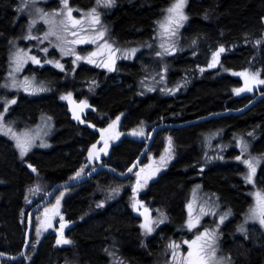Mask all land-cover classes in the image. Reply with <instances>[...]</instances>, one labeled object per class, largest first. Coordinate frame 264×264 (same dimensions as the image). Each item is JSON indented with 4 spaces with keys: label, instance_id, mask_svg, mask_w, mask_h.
<instances>
[{
    "label": "trees",
    "instance_id": "obj_1",
    "mask_svg": "<svg viewBox=\"0 0 264 264\" xmlns=\"http://www.w3.org/2000/svg\"><path fill=\"white\" fill-rule=\"evenodd\" d=\"M91 1L70 0V3L84 6ZM171 2L115 0L112 7L102 11V20L111 25L109 33L115 44L132 46L155 34L157 21L163 19L161 15ZM58 4L56 0L48 6ZM18 5L19 0H0V88L10 49L25 30L23 20L18 19ZM184 11L188 18L179 30L178 51L165 54L162 71L165 68L171 71L168 80L163 81L166 82L163 91L151 84L142 85L144 76L153 73L152 57L143 53L130 62L119 61L112 71L81 63L66 67L70 72L78 67L72 74L53 65L36 70L45 74L51 92L34 97L22 94L12 114L29 123L49 114L54 118L56 132L51 149H36L26 159L19 156L10 140L0 137V251L9 250L11 254L21 251L30 208L53 185L72 180L82 166L88 165V150L99 141L100 129L107 128L117 116L120 119L114 131L122 135L114 143L110 141L107 154L96 160V165H109L125 172L145 146L143 139L129 135L132 129L143 126L151 131L162 118L179 123L225 109H239L253 98L232 97L233 89L243 86L242 79L234 73L258 70L264 78V0H187ZM257 40L261 43L257 44ZM220 45L226 49L220 55V63L208 68L211 53ZM220 69L225 72L218 74ZM187 77L193 78L192 84L180 91L178 85ZM259 91H264V85ZM69 92L74 93L72 99L86 100L92 109L82 124L72 120L68 105L61 98ZM217 129L225 130L227 135L253 133L257 136L253 150L264 155V99L241 115L158 133L150 152L159 155L162 137L171 136L176 158L142 193L143 200L167 217L153 236L144 235L141 220L133 213L132 187H124L118 198L109 191L119 182L132 183L137 170L125 182L108 172H100L64 200L62 214L72 223L66 233L71 243L57 244L59 238L49 233L37 246L32 244L25 259L4 264H151L171 241L181 242L193 236L186 227L187 205L198 183H203L207 191L215 193L235 211L221 238L226 255L235 264H264V234L254 224L246 235L238 234L251 203L245 191L243 168L233 161L201 169L202 135ZM146 161L147 158L143 164ZM257 178L264 185V164L259 167ZM36 188H40L37 194L41 196L30 205L31 193Z\"/></svg>",
    "mask_w": 264,
    "mask_h": 264
},
{
    "label": "snow or ice",
    "instance_id": "obj_2",
    "mask_svg": "<svg viewBox=\"0 0 264 264\" xmlns=\"http://www.w3.org/2000/svg\"><path fill=\"white\" fill-rule=\"evenodd\" d=\"M38 0H21L20 5H18V10L23 12L24 10H29L31 14V10H35L37 14L35 18L30 19L28 25L29 34L25 36V39H35L40 40L43 43L44 40H49L51 37H54L56 40L55 47L60 48L61 52L65 55L73 54L74 50L72 48L66 47L68 44H85L91 41L92 43L98 44V50L87 54L86 56L76 55V60L73 61L75 64L77 60L86 59L89 63H97L93 57L100 55L101 53H106L107 59L102 61L99 66L105 67L108 70H115V53L122 52L124 56H132L135 54L137 49H119L113 48V45L109 44L107 40L104 39L106 34V27L101 25V13L98 11L99 7L110 8L115 4V0H96V6L88 9L86 12H83L79 17L74 16V10L78 13L82 12L80 9H74L70 5V0H61L62 7L57 10H52L51 13L46 12L42 8L37 7ZM187 4V0H172L169 7L165 9V15L162 20L157 21L159 25V35L161 37H167L168 41L171 40L173 36H175L178 32L179 27L182 26L183 22L187 20V15L185 14V7ZM59 17V19H57ZM37 20H42L45 24L48 25V30L43 32V39L39 36H32L31 29L32 26L37 23ZM87 25V27H85ZM91 32V35L87 33ZM67 35H71L73 39L69 41L67 39ZM168 41H163L160 44V47L164 49L165 52L175 51V45ZM51 42V41H50ZM195 43V41H193ZM257 44H260L261 41L257 40ZM150 46V45H149ZM41 52L47 53L48 48L44 47L40 49ZM226 49L224 45H220L217 50L211 53V61L207 64L208 68H213L217 64L220 63V55L225 52ZM163 53L157 52L156 55L160 56ZM29 60H31L35 64H41L42 61L37 55L31 54V50L25 49H17V51L12 56V67L15 72H20ZM46 63H53L52 60L44 61ZM56 66L63 69V65L58 61L55 62ZM204 69H201L203 71ZM165 71L167 69L165 68ZM230 71V70H229ZM235 75L243 77L244 84L242 87L235 88L233 91L236 94H240L241 92H251L258 85H264V78L260 77L259 71H249L248 69L242 70L238 73H234ZM9 76L12 77L11 83L4 84L2 87H12L18 88L23 87L24 91H44L43 87H37L33 80H30L28 77H25L23 81L17 82L15 79L14 72H9ZM95 83V81H93ZM167 91H172L168 89ZM62 99H68L73 105V112L76 119H80V115L77 114L78 111H83L85 108L90 107L86 100L82 101H74L72 99V93H67L65 96L61 97ZM0 100H3V111H0V133H4L5 135L10 136L15 141V146L19 149L21 157L27 154V152L34 146L37 139L41 138L42 133L41 129L37 127L35 131L30 129H23L21 131H16L12 127L9 126V123H5L4 114L8 111V107L11 104H15L16 100L14 98L9 99L7 97H0ZM123 115V114H121ZM50 119V118H49ZM120 119V116H117L114 121L108 124L107 128L100 129V140L103 141V147L97 149L96 144H92L91 148L88 150V160L95 161L99 159L100 154H107V148L109 146V141L112 139H118L122 133L114 131L117 127V123ZM95 127V125H92ZM132 135L135 136H145V130L143 126H139L138 128L132 129ZM249 136L253 135L252 133L248 134ZM240 147H241V155L236 156L235 159L241 161L246 166V173H244V179L246 183H255V175L257 172V168L259 165L264 162V155L253 156L251 152L248 150V141H246L243 137H239ZM99 143V141L97 142ZM173 140L172 137L169 136L167 138V147L164 149V152L159 156L158 160H154V162L145 164L139 167V170L134 173L136 179L134 186L132 187L133 198L131 207L140 212L144 217V221L141 224V228L144 229L145 233H151L154 231V225H158L164 222L166 219V214L163 212H159V219L154 220L151 216V210L144 204V202L138 199V192L147 186V183L153 176H155L161 167H165L167 161L172 159L174 155L173 151ZM245 153L247 156L245 157ZM222 158V157H221ZM106 166V165H105ZM138 166L137 162H134L131 167L128 168V172H132L133 168ZM29 168H32L33 171L36 169L29 164ZM85 167L87 165L82 166L76 173L74 178H79L85 172ZM95 171V168L92 169ZM90 174V173H88ZM124 175V173H121ZM199 187V186H197ZM39 189L37 188V191ZM31 191V190H30ZM65 191H67V187H65ZM111 193H118L120 191V187L109 189ZM64 192H60L58 196L55 197V204L52 205L51 208L44 209V219L38 224L36 227V235L39 237L41 233V229L47 230L52 227V220L55 216L60 215L59 207L60 201L63 197ZM255 196V205L250 207L249 212L246 216L247 220H258L261 225H264V190H257L253 193ZM196 200L195 193L193 195V200L190 201L187 205L188 208V219L186 220V225L189 230L197 228L200 224L201 217L207 214L216 215L215 205H208L207 202L199 206V210L197 214L194 213V203ZM103 202H101L102 204ZM100 206V205H98ZM230 210L224 212L219 216V222L223 223L224 219L227 215H230ZM67 221L63 220L61 216L60 227L57 231L60 233V239H57V244H66L71 243V241L64 238L63 229L67 224ZM238 231L246 232V228L244 225H240L238 227ZM218 235L216 229H208L204 228L203 231H197L194 237L190 240H183L181 243L186 244L188 246L186 256L180 252V245L175 241H171L168 244V247L172 250V260L173 264H176L179 261V264H231L229 257L217 256V245ZM38 242V240L36 241ZM111 254V253H110ZM4 255V253H0V256Z\"/></svg>",
    "mask_w": 264,
    "mask_h": 264
},
{
    "label": "rangeland",
    "instance_id": "obj_3",
    "mask_svg": "<svg viewBox=\"0 0 264 264\" xmlns=\"http://www.w3.org/2000/svg\"><path fill=\"white\" fill-rule=\"evenodd\" d=\"M54 1H56V0H38L37 7L44 9L48 13H51L52 10H57V9H60L62 7L61 0H58L59 4L56 7L48 6L49 4H51ZM20 3H21V0H19V5H20ZM70 5L74 9L82 10V12H80V13H78L75 10L73 12L74 16L79 17L80 15L83 14V12H86L88 9L95 7L96 6V0H92L89 4L87 3L84 6L75 5V4L72 5L71 3H70ZM108 9L109 8H104V7L98 8V11L101 13V17H100L101 25L106 27V29H107L104 39L107 40L109 44L113 45V48H119L121 50L131 49V48L137 49L135 54L132 56H124L122 52H116L115 53V56H116L115 67L119 61H127V62L132 61L133 58L139 53H143L149 57H152V63H153L152 72L153 73H151V74L149 73L147 76H144V78L142 80V85L144 87H146L148 84H151L152 86H155L157 89H159V91H163L162 86H165L163 84L166 83L163 81H165L168 78L167 76H168V74H170L169 71H171V70L165 71V69H163V71H162V68H163L162 66L166 62V60H165L166 52L164 51V49H162L160 47V44L163 41H168V38L167 37H161L159 35L160 29L158 26L157 30L155 31V34H153L151 36V38H149V40L147 39L141 43H136L135 45H132V46H123V45L115 44L116 42L113 40L114 38L109 33L110 29H111V25L106 24L102 20V15H103L102 11L108 10ZM36 15L37 14L35 13L34 9L31 10V14H30L29 10H27V9L24 10L23 12L18 10V19L23 20V23H24L23 25L25 27V30L22 32V35L20 36V38L12 45V48L10 49L11 53H10V57L8 59V65H7L5 79L3 80L2 85L6 84V83H8V84L11 83L12 77L9 76V72H14L15 79L17 80L18 83L23 81V79L25 77H28L30 80H33V77H34L33 83L37 87H43L45 90L44 91H34V92L28 91V92H26V91H24L23 87H18V88L7 87L6 88V87H2V85H1L0 97H7L9 99L14 98L16 100V103L22 94L28 95L30 97L31 96L34 97V96H40V95L47 94V93L51 92L52 89L46 85V80L44 78L45 74H42V75L38 74L36 72L37 69H40L41 67H44L46 65H53V67H56L59 70L61 68L57 67L56 63H55L56 61H58L60 64L63 65V69H61V71H69L66 68V67H68V65L71 64V65L76 67L81 62H84V60L81 59V60H77L75 64L73 63V61L76 60V55H80V47L81 46H86V47L89 46L92 48L91 51L94 52V51L98 50V44L100 43L99 41L97 43H92L91 41H89L88 43H85V44H75V45L68 44V45H66V47L72 48L76 55H73V54L65 55L64 53L61 52L60 48L55 47L56 40L54 37L50 38L51 42L49 40H44L43 43H41L40 40L25 39V36H27L29 34L28 25H29L30 19L35 18ZM164 15H165V10H164V13L161 15V17L163 18ZM57 19H59V17H57ZM19 20H17V21H19ZM85 27H87V25H85ZM47 30H48V25L45 24L42 20H37V23L32 26L31 35L32 36H39L42 40L43 39L42 34H43V32H45ZM179 30H180V27L178 29L177 34L175 36H173L170 41H168V42L173 43L175 45V51H173V52H176V53L178 51V42H179L180 36H181V32ZM87 34L91 35L92 33L89 32ZM67 39L69 41H71L73 39V37L71 35H67ZM44 47L48 48L47 53H43L40 51V49L44 48ZM17 49H25V50L30 49L31 54L37 55L40 58V60L42 61V63L41 64H35L31 60H29L26 64H24V66L20 72H15L14 68L11 65L13 63L12 56L17 51ZM157 52H161L163 54L160 56H157L156 55ZM93 59H95L97 61V63H101L102 61L107 59V55H106V53H101L100 55L93 57ZM46 60H52L54 62L49 64V63L44 62ZM85 64L86 65H94L93 63H89L88 60L85 61ZM75 67H73V68H75ZM102 68L104 70H108L105 67H101V69ZM76 69H78V67L73 69L72 72L69 71L70 74H72ZM224 72H225L224 70L220 69L218 71V74H223ZM259 73H260V77L263 78V75L261 74L262 72L259 71ZM169 77H170V75H169ZM238 77H240V79H242L241 76H238ZM192 80H193L192 77H189V78L187 77L185 79H182L180 84L178 85L180 88L179 90L185 91L188 88V86L190 84H192ZM174 83H175V81H174ZM73 94L74 93H72V96H73ZM235 96H238V94H236L234 91H232V97H235ZM63 100L66 103L69 102L68 99H63ZM3 103H4L3 100H0V111H3ZM16 103L9 105L8 111L4 114L5 123L10 122L9 126L12 127L16 131H21L23 129H30V130L35 131L37 129V127H39L41 129L42 133H46V134H42L41 138L36 140L34 146L31 147V149L23 157H21L19 149L15 146V141L10 136L5 135L4 133H0V137H4V138L11 141L14 144V146L16 147V149L19 153V156L22 159H26L36 149H42V150L51 149L53 147L52 138L56 132V125H55L54 118L49 114H42L39 116V118L36 120L35 123H29L24 118H22L21 116L12 114L13 109L16 106ZM143 128L145 130V136L141 137V136L132 135L131 134L132 131L129 133V135L131 137H134V138H142L146 142V140L148 139V137L150 135V130H148V127H143ZM249 133H251V132H249ZM249 133H247V134L233 133V134L227 135L226 131L222 130V129L221 130L217 129V130L208 131V132L203 133L202 138H201V143H200L201 163H202L201 169L204 170L206 167H208L212 164L229 163V162L234 161V162H238L241 165V167L243 168L244 173H246V171H247L246 166L241 161L236 160L235 157L241 155V147H240L239 137H243L246 141H248L249 142L248 143L249 152H251V154L253 156H258L255 153V151L253 150L254 140H256L257 136H255L253 133H252L253 135L249 136L248 135ZM167 138H168V136L162 137L163 148H162L161 153L159 155H157L153 152H150L148 157H147V161L145 164H149V163L154 162V160H158L159 156L164 152V149L167 147ZM114 140L115 139H112L110 141L113 142ZM110 141H109V145H110ZM173 146H174V148H173L174 155H173L172 159L168 160L166 166L161 167L160 171L155 176H153L152 179H150L148 181L147 186L144 187L143 189H141L138 193L141 194V193L145 192L148 189L149 185L153 181L157 180L159 178V176L163 172H165L169 168L170 164L175 160L176 149H175L174 142H173ZM99 148H101V147L99 146L97 149H99ZM246 156H247V153H245V157ZM87 160H88V157H87ZM145 164H143V165H145ZM262 164H264V162H262L259 165V167ZM93 165L96 166V160L93 161ZM259 167L257 168V171H258ZM88 171H89V168L87 165V167L85 168V172L81 176L85 175ZM74 177H73V179H76ZM133 179L134 180H132V183L123 184V183L119 182L117 184V187L118 186L120 187V191L118 193H113V197L114 198L120 197L123 193L124 187H127V186L133 187L134 183H135V179H136L135 175H134ZM243 179H244V174H243ZM244 181H245V179H244ZM245 184L247 185L245 191L247 192V194L251 198V203H250L249 208L245 212L244 217L242 219V223H241V225H244V227L246 228L247 231L246 232L238 231V234L246 235L248 232L249 226L252 224H254L255 229H257L260 234L261 233L264 234V225H261L258 220H247V222H246V216L249 212V209H250V207L254 206L255 202H256L255 196L253 195V193L256 192L257 190H264V185L261 184V180L260 181L258 180L257 172L255 175V183H246L245 182ZM197 186H199V187H197ZM38 189L40 190V188H38ZM38 191H37V188L32 191V193H31L32 199H30V202H29L30 205L33 202H35L41 196L40 194H37ZM75 191H76V188H68L67 191H65V189L60 191V192H64V195L60 201V207H59L60 215H57L54 217V219L52 220V227L48 228L46 231L43 230V228L41 229V233H40L39 237H37V235H36V227L44 219V209L46 207L51 208L52 205L55 204V202H56L55 198L52 202H50L47 206H45L43 208V210H42L43 212L41 211L38 214H36L35 219H34V233H33V238L31 241V246H32V244L37 246L38 243L43 239V237L49 233H53V234L56 233L57 237H60V233L57 231V229H59V227H60L61 216L63 217V220L66 221V219H64V216L62 214L63 213V206H64L63 203H64L65 198L67 196H69L70 194H73ZM59 193L56 196H58ZM194 193L196 196V200H195V203L193 205L194 210H195L193 214L194 215L197 214L198 210H199V206L202 204H205V202H207L208 205H213V204L215 205L216 215L207 214V215L202 216L201 220H200V224L197 226V228L190 230L193 233V236L187 240L192 239L198 230L203 231L204 228H208L210 230L216 229L217 235H218L217 256L229 257L223 251L221 238L223 235L225 225L230 220H232L234 218L235 211L230 206L229 207L226 206L215 193L207 191L204 188L203 183H198L196 185V187L194 188V190L191 194L190 201L193 200ZM147 207L149 208L150 206H147ZM228 210H230L231 214L226 216L223 223H220L219 222V216ZM159 212H161V211H159ZM151 216L154 220L159 219V213L156 212V210ZM143 221H144V217H142L141 224L143 223ZM166 221H167V218L164 219L163 223H160L158 225H154V231L151 233L146 234L144 229H142L144 235H146L148 237L153 236ZM187 229H188V227H187ZM63 235H64V238L69 240V238H67L65 233ZM37 240H38V242H36ZM181 242H176V243L180 245V252L186 256L188 246L186 244L181 243ZM5 252L8 253L11 251L5 250ZM159 255H160V261L161 262H158L157 264H173L172 250L168 247V245L165 248H161ZM23 259H25V258H23ZM4 262L14 263L13 261L2 260L0 262V264H4ZM17 262H19V261H17ZM230 262H231V264H235L232 262L231 259H230ZM176 264H179V261H177Z\"/></svg>",
    "mask_w": 264,
    "mask_h": 264
},
{
    "label": "water",
    "instance_id": "obj_4",
    "mask_svg": "<svg viewBox=\"0 0 264 264\" xmlns=\"http://www.w3.org/2000/svg\"><path fill=\"white\" fill-rule=\"evenodd\" d=\"M242 79H243V77H242ZM243 82H244V80H243ZM260 86L261 85H258L251 92L257 91ZM263 99H264V91L259 93L255 98H253L248 104H246V106H244L241 109H237V110L225 109L224 111H221V112L212 113V114H209L207 116H203V117H200L197 119H193V120H189V121H185V122H179V123L167 122L165 119H163L159 124H157L151 130L150 135L145 142V146H144L142 152L140 153V155L138 156V158L135 161V162H137V160H138V166L136 168H133L132 172H128V170H127L126 172H124V175H121V173L117 172L112 167L99 165L95 168V171L91 170V171L87 172L85 175L81 176L80 178L72 179L70 181H66V182H62V183H58L56 185H53L49 189V191L46 193L45 197L41 201H39L38 203L33 205L30 208L29 212L27 213L25 242H24V246L21 249V251L18 254H11V253H7L5 251H0V253H4V255L0 256V262L2 260L17 262V261H20L23 258L27 257V254L31 248V241L33 238V233H34V219H35L36 214L38 212H40L50 202H52L54 200V198L56 197V195L60 191L64 190L65 187H67V189H68V188H75V187L82 186L86 182H88L92 177H94L97 173H100V172H109L117 180L126 181L127 179H129L132 176V174L136 170H139L140 166H142L144 160L146 159L147 155L149 154V152L152 149L153 143H154L155 138L158 135V133H160L164 130L181 129V128H184V127H187L190 125H196V124H199V123H202V122L214 119V118H220V117H225V116H230V115H235V116L241 115V114L245 113L246 111L250 110L253 106H255L257 103H259ZM73 108H74V105L72 103H70L68 110H69V113L71 115L72 120L76 124L84 123V118L87 115V113L91 110V108L88 107V108H85L83 111H78L77 114H79L81 117L79 120L75 118ZM98 130L99 129H96V131H98ZM100 135H101V133H100ZM102 142L103 141H101L99 138V143L96 144L97 148L100 146V144ZM101 155H102V153L100 154V157H101ZM88 173H90V174H88ZM133 211L136 215L142 216L140 212H137L134 209H133Z\"/></svg>",
    "mask_w": 264,
    "mask_h": 264
},
{
    "label": "flooded vegetation",
    "instance_id": "obj_5",
    "mask_svg": "<svg viewBox=\"0 0 264 264\" xmlns=\"http://www.w3.org/2000/svg\"><path fill=\"white\" fill-rule=\"evenodd\" d=\"M91 47H86V46H81L80 47V56H86L87 54H89V53H91L92 51H91ZM84 60V62H81V65H85V66H88V67H90V68H95V69H101V66H99L100 65V63H96V64H94V65H86L85 64V61H86V59H83ZM101 70H104L103 68L101 69ZM104 71H106V70H104ZM259 92V90L256 92V91H254V92H247V91H245V92H241L240 94H238V96H253V98L257 95V93ZM255 95V96H254ZM76 101L77 102H79V101H81V100H77L76 99ZM71 102L69 101L68 103H67V105H68V107H69V104H70ZM89 113H90V111H89ZM164 118H162L161 119V121L163 120ZM165 120L166 121H168V119L167 118H165ZM160 121V122H161ZM102 144L103 143H101L100 145V147H102ZM104 155V153H102V155H101V157ZM101 157L99 158V159H101ZM99 159H97V160H99ZM95 166L93 165V161H90L89 163H88V168H89V170H91L92 168H94ZM138 199H140V200H142L143 202H144V204L146 205V206H150L145 200H143L142 199V193L140 194V193H138ZM151 207V206H150ZM149 207V209L151 210V215L155 212V210H154V208H150ZM135 215V214H134ZM136 217H138V218H140V220H141V222H142V217L141 216H139V215H135ZM67 221V220H66ZM68 223L65 225V227H64V229H63V234L65 233H67V231H68V229H70V227L72 226V223L71 222H69V221H67ZM141 222H140V225H141ZM142 229V228H141ZM143 231V230H142ZM54 236L55 237H57V234L56 233H54ZM57 238H59L60 239V237H57ZM158 256H157V258H154L150 263L151 264H157L158 262H161L160 261V255L159 254H157Z\"/></svg>",
    "mask_w": 264,
    "mask_h": 264
},
{
    "label": "bare ground",
    "instance_id": "obj_6",
    "mask_svg": "<svg viewBox=\"0 0 264 264\" xmlns=\"http://www.w3.org/2000/svg\"><path fill=\"white\" fill-rule=\"evenodd\" d=\"M258 90H259V89H258ZM258 90H257V91H258ZM257 91H256V92H257ZM261 92H262V91H259V92L257 93V95H258L259 93H261ZM257 95H256V96H257ZM256 96H255V97H256ZM255 97H254V98H255ZM252 99H253V98H252ZM252 99H251V100H252ZM251 100H250V101H251ZM250 101H249V102H250ZM249 102H248V103H249ZM248 103H247V104H248ZM245 106H246V105H245ZM243 107H244V106H243ZM243 107H241V108H243ZM241 108H239V109H241ZM91 110H92V109H91ZM233 110H237V109H233ZM216 113H217V112H216ZM199 118H200V117H199ZM195 119H197V118H195ZM90 127L95 128V130L98 129V127H93L92 125H90ZM153 128H154V127H153ZM153 128H152V129H153ZM150 132H151V131H150ZM102 143H103V142H102ZM113 143H114V141H113ZM96 144H97V143H96ZM149 153H150V152H149ZM148 155H149V154H148ZM148 155H147V157H148ZM147 157H146V158H147ZM144 161H145V160H144ZM143 163H144V162H143ZM101 165H104V164H101ZM97 166H99V165H96L94 168H96ZM104 166H105V165H104ZM106 166H109V165H106ZM109 167H111V166H109ZM112 168H113V167H112ZM92 169H93V168H92ZM92 169H91V170H92ZM91 170H89V171H91ZM115 170H116V169H115ZM127 170H128V169H127ZM127 170H126V171H127ZM89 171H88V172H89ZM116 171H117V170H116ZM126 171H125V172H126ZM117 172H119V171H117ZM108 173H109V172H108ZM119 173H124V172H119ZM97 174H98V173H97ZM111 175H112V174H111ZM92 178H93V177H92ZM92 178H91V179H92ZM114 178H115V177H114ZM130 178H131V177H130ZM130 178H129V179H130ZM91 179H90V180H91ZM115 179H116V178H115ZM129 179H127V180H129ZM90 180H89V181H90ZM116 180H117V179H116ZM127 180H126V181H127ZM118 181H120V180H118ZM121 182H125V181H121ZM79 187H80V186H79ZM75 188H77V187H75ZM17 254H18V253H17Z\"/></svg>",
    "mask_w": 264,
    "mask_h": 264
}]
</instances>
